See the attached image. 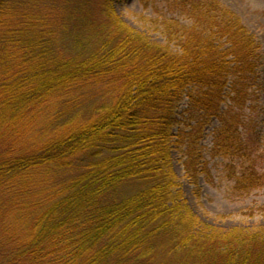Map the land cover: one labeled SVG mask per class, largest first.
<instances>
[{
  "label": "trees",
  "instance_id": "obj_1",
  "mask_svg": "<svg viewBox=\"0 0 264 264\" xmlns=\"http://www.w3.org/2000/svg\"><path fill=\"white\" fill-rule=\"evenodd\" d=\"M111 1L0 0V264H264V232L201 222L171 161L208 174L215 118L232 193L264 188L256 37L218 0H167L189 24L158 44Z\"/></svg>",
  "mask_w": 264,
  "mask_h": 264
},
{
  "label": "rangeland",
  "instance_id": "obj_2",
  "mask_svg": "<svg viewBox=\"0 0 264 264\" xmlns=\"http://www.w3.org/2000/svg\"><path fill=\"white\" fill-rule=\"evenodd\" d=\"M223 6L232 10L245 25L248 31L256 37L263 56L260 68V80L264 86V0H218ZM110 7L115 15L125 22L130 29L143 34L150 41L165 44L162 33L164 20L176 19L178 23L188 25L184 17L170 12L167 0H112ZM173 17V18H172ZM259 107L249 114L245 126L247 136L255 132L261 133L264 144V88L260 95ZM219 122L213 118L201 130L198 149L202 152L201 162H206L208 174L200 173L194 184L184 168L187 155L184 147L176 145L171 151L172 168L183 199L188 206L206 225L227 231L240 228L249 231L264 232V214L247 216L243 211L256 206H264V188L252 191L248 196L237 199L232 193L233 182L226 177L222 158L210 157L209 150L213 145V131Z\"/></svg>",
  "mask_w": 264,
  "mask_h": 264
}]
</instances>
